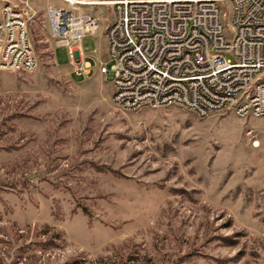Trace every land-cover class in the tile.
Listing matches in <instances>:
<instances>
[{"label": "rangeland", "instance_id": "obj_1", "mask_svg": "<svg viewBox=\"0 0 264 264\" xmlns=\"http://www.w3.org/2000/svg\"><path fill=\"white\" fill-rule=\"evenodd\" d=\"M47 3L29 1L37 66L0 69V264H264V116L121 108L104 23L83 76Z\"/></svg>", "mask_w": 264, "mask_h": 264}, {"label": "built area", "instance_id": "obj_2", "mask_svg": "<svg viewBox=\"0 0 264 264\" xmlns=\"http://www.w3.org/2000/svg\"><path fill=\"white\" fill-rule=\"evenodd\" d=\"M30 0H0V69L37 66L28 21ZM48 0L46 13L76 71L92 65L76 42L99 29L85 7L108 6L107 51L114 61L113 101L123 109L177 104L199 116L235 109L264 116V0ZM30 8V9H29ZM106 74V63L100 66ZM259 145L258 140L253 141Z\"/></svg>", "mask_w": 264, "mask_h": 264}, {"label": "trees", "instance_id": "obj_3", "mask_svg": "<svg viewBox=\"0 0 264 264\" xmlns=\"http://www.w3.org/2000/svg\"><path fill=\"white\" fill-rule=\"evenodd\" d=\"M83 210H84L85 213H88V211L86 210V208H84ZM27 227H28V228H31V226H29V225H27ZM16 229H17V231H18L20 234H23V233L26 232V230H25L24 228H22V227H18V226H17ZM50 230H54V229L51 228L50 226H46V227H45V232H44V234H45V235H49V231H50ZM61 237H62L61 232L54 230L53 234H52L50 237H48L43 243H41V245L43 244V247L46 246V248H47V246H49L50 244L54 243L53 240H55V239L58 240V239H60ZM132 259H134V258H128V260H127L124 264H137V261H136L135 259H134V260H132Z\"/></svg>", "mask_w": 264, "mask_h": 264}, {"label": "crops", "instance_id": "obj_4", "mask_svg": "<svg viewBox=\"0 0 264 264\" xmlns=\"http://www.w3.org/2000/svg\"><path fill=\"white\" fill-rule=\"evenodd\" d=\"M93 12V15H95L98 19H99V21H101L102 23H104V27H105V31H106V28L108 27V25H109V23L113 20V16H114V14H113V11H110V13H111V16H109V15H106V16H104V15H101L100 14V10H93L92 11ZM81 41V40H80ZM80 41L78 42L79 43V47H80ZM77 50L79 51V48H77ZM80 52H82V50H81V47H80ZM82 54L84 55V57H85V54L82 52ZM86 59V58H85ZM88 62H90V64H91V61L89 60V59H86ZM104 63V61H102V60H100V63H99V66H101L102 64ZM101 73V72H100ZM102 74V73H101ZM104 74V73H103Z\"/></svg>", "mask_w": 264, "mask_h": 264}, {"label": "water", "instance_id": "obj_5", "mask_svg": "<svg viewBox=\"0 0 264 264\" xmlns=\"http://www.w3.org/2000/svg\"><path fill=\"white\" fill-rule=\"evenodd\" d=\"M76 54H77V59H79L80 57H79V51L78 50H76Z\"/></svg>", "mask_w": 264, "mask_h": 264}]
</instances>
